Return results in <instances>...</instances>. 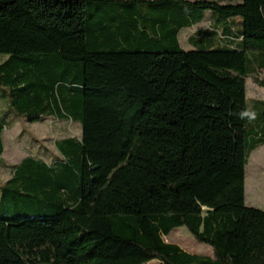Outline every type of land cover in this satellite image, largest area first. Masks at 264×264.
Masks as SVG:
<instances>
[{"label":"trees","instance_id":"1","mask_svg":"<svg viewBox=\"0 0 264 264\" xmlns=\"http://www.w3.org/2000/svg\"><path fill=\"white\" fill-rule=\"evenodd\" d=\"M0 55L16 118L81 125L52 163L10 167L0 264H264V210L246 205L264 0H0ZM183 227L213 255L164 241Z\"/></svg>","mask_w":264,"mask_h":264},{"label":"rangeland","instance_id":"2","mask_svg":"<svg viewBox=\"0 0 264 264\" xmlns=\"http://www.w3.org/2000/svg\"><path fill=\"white\" fill-rule=\"evenodd\" d=\"M209 17L197 27L203 29L209 24ZM197 29H187L180 33L179 39L182 48L191 50L188 38ZM8 57L0 55V63ZM247 98L264 100V71L247 78ZM0 104L5 107L7 129L3 134L4 154L3 160L7 166L0 167V197L1 187L10 178V167L19 164L22 160L38 156L52 163L59 156L55 143L68 137L81 136V125L72 122H60L55 118H44L38 123H29L16 118L9 107L8 98L0 99ZM246 205L248 207L264 210V146L254 151L246 168ZM164 241L176 244L191 254L212 256L210 246L197 242L188 230L183 227L174 230ZM150 264H159L154 261Z\"/></svg>","mask_w":264,"mask_h":264},{"label":"crops","instance_id":"3","mask_svg":"<svg viewBox=\"0 0 264 264\" xmlns=\"http://www.w3.org/2000/svg\"><path fill=\"white\" fill-rule=\"evenodd\" d=\"M197 27H198V26H197ZM197 27H195V29H197ZM206 28H207V26H206ZM198 30H199V29H197L196 31H194V33H196ZM194 33H193L190 37H192V36L194 35ZM190 37L188 38V41H189ZM4 151H5V150H4Z\"/></svg>","mask_w":264,"mask_h":264}]
</instances>
